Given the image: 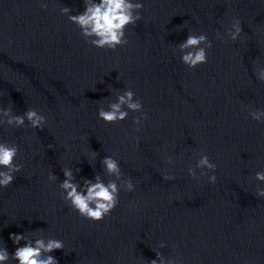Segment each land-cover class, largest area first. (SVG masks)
<instances>
[{
    "label": "clouds",
    "instance_id": "1",
    "mask_svg": "<svg viewBox=\"0 0 264 264\" xmlns=\"http://www.w3.org/2000/svg\"><path fill=\"white\" fill-rule=\"evenodd\" d=\"M138 9H144L143 2L132 3L131 0H100L99 3L86 2L85 11L82 14L70 15L69 20L79 26L84 36L97 37V39L92 41L96 48L115 50L117 46L128 44V39L125 38V29L129 25H135L136 21L142 18L140 15H133V12ZM62 11L69 13L71 9L64 8ZM230 29L228 32L230 41L237 42L243 39L244 31L239 17L232 20ZM11 43L12 41L9 40V44ZM201 44H206L207 47H200ZM180 47L181 49H195V51L187 52L182 56V63L189 69H195L208 62V50L212 48V43L205 35H190ZM253 63L254 65L258 64L259 58L257 57ZM258 80L264 83V74H261ZM133 95L134 93L131 90L126 91L124 95L118 97V103L110 105V111L101 109L99 117L105 124L124 121L128 113L121 110V105L127 104V107L133 111H138L143 106L139 102H133ZM3 114L10 116V119L7 120V124L10 126L13 124L22 126L24 124V117L18 115L12 116L10 110L4 111ZM262 115H264V111L254 112L252 113V119L261 121ZM25 116L31 122L33 128L39 127L44 121V117L40 116L34 109H29L25 113ZM145 117H147V113H145ZM137 143H139V138H137ZM18 152L19 147L15 144L12 146L0 144V167L8 169V172L0 173V176H3V179L0 180L2 188H8L12 184L13 175L11 173L21 170V166L14 163ZM102 163L109 174L117 177L121 175L120 166L113 158L105 157ZM197 167L208 168L215 172L217 166L210 162L207 154H204L199 159ZM64 174L67 179L64 180L61 187L67 192L65 199L71 201L72 208L85 220L99 223L105 217L110 216L120 203L118 198L120 189L115 182L109 181L105 185L99 182V177L96 178V183L85 181L86 194H84L83 192H78L77 185L71 182V173L65 171ZM164 178L175 179L174 176L168 175H165ZM255 179L264 182V172H256ZM209 180L214 184L217 181V176L212 175ZM134 190L135 185L132 180L125 181L124 192L129 193ZM257 194L264 196V191L257 190ZM9 238L13 241L14 245H19L24 236L22 234L11 233ZM64 247L65 245L62 240L50 239L45 243L43 239H38L35 241L34 246L32 243H26L24 246L16 247L15 251L11 254L7 249L0 250V264H7L10 258L16 260L18 264H59V261L53 256L44 257L43 254L63 250ZM151 264H156V261H151Z\"/></svg>",
    "mask_w": 264,
    "mask_h": 264
}]
</instances>
